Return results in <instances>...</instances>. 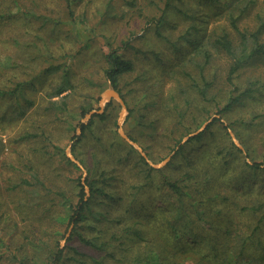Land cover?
Masks as SVG:
<instances>
[{"label": "rangeland", "instance_id": "rangeland-1", "mask_svg": "<svg viewBox=\"0 0 264 264\" xmlns=\"http://www.w3.org/2000/svg\"><path fill=\"white\" fill-rule=\"evenodd\" d=\"M126 1L0 0V92L15 89L13 94L0 93L1 264H19L22 259L26 263L27 255L42 248L36 250L34 247L40 242L48 244V241H55L60 246L78 245L81 250L99 258V250L78 241L77 231L87 230L86 225L91 221L95 223L90 216L85 222L86 227L78 226L67 240L73 229L72 221L69 223L72 210L68 211L66 207L69 198L73 204L80 196L85 200L91 198L89 205L94 213L99 215V208L109 209L110 217L122 221L126 218L147 222V214L165 208L174 214L179 209L178 198L174 200L175 195L160 184L158 176L153 186L148 185L139 192L135 188L145 180L144 171L148 166L162 169L171 179L181 178L186 171L194 173L198 182L202 179L194 186L193 198L190 193L183 194L182 198L196 205L197 211L209 205L203 214L196 216L198 218L189 230L199 237L198 244L191 243L187 248L206 253L213 261L208 264H214L217 253L224 251L226 244L232 245L229 240L235 238L234 222L243 227L252 224L254 216L249 211L238 216L234 202L252 201L255 196L247 197L245 192L256 187L261 191L260 175L264 170H253L246 167L245 162L256 161L264 167V56L249 59L233 78L237 87L233 94L245 89L252 92L229 110L219 113L216 104L219 103L218 108L222 107L232 89L226 81L231 63L229 57L213 51L214 55L205 67L206 77L213 82L208 94L212 99H203L191 81L200 78L202 56H193L187 43H181V49L175 52L166 40L157 38L147 22L157 13L155 3L161 0H135L134 6ZM171 18L176 20V16ZM216 18H208V23L201 27H206L207 32L219 33L224 26L233 38L237 37L224 13L218 20ZM262 19L264 0H255L237 24L240 29L251 32ZM183 23L180 21L172 30L173 41H177L174 37L185 30L186 23ZM195 32L198 33L193 31V34ZM126 39L130 40L132 48L123 47V55L133 59L135 66L120 80L119 88L126 105L123 111L122 104L115 98L101 102L100 96L111 85L103 75L104 53ZM259 41L264 42V28ZM64 76L69 77L70 87L62 93L66 95L65 104L60 101L65 105L62 112L51 107L48 91L62 82ZM52 99L59 100L60 97ZM91 110L101 111L93 114L92 125L82 135L81 124L89 122L91 117L86 120V115ZM213 119L217 121L212 126V133L207 132L199 140L189 143L186 142L190 138L187 139L178 146L177 149L181 145L183 148L172 159L177 145L187 134ZM119 128L134 142L135 145L131 144L133 152H128L119 142L118 137L126 141ZM31 132L38 134L24 136ZM78 135L82 140L74 147ZM229 140L241 149L242 158L237 159L240 169L233 171L237 175L228 171L220 179L216 175L208 177L205 169L211 162H218L222 169L228 165L225 162L229 155L219 149ZM52 145H58L61 151H55ZM173 151L163 165L154 167L149 163L159 164ZM211 152L219 158H210ZM59 153L72 160L71 154L79 162L72 160L81 172L70 163L62 162ZM80 158L90 165L91 175L100 179L96 186H102L109 197L103 192L90 195L86 180L88 170ZM190 162L192 167L188 166ZM32 171L42 183L31 177ZM79 174L81 185L77 183ZM22 179L28 182H22ZM238 191L243 193L241 197L235 194ZM65 196L69 197L66 201ZM121 197L137 198L138 201L130 211L123 213ZM44 203L48 206L47 212L43 210ZM216 209L219 210L217 215L211 216ZM164 224L165 221L155 222L157 230L153 232L147 223L143 228L150 229L152 236L159 232L156 238L159 242L151 243L149 247L162 255V261L170 264L175 256ZM118 226L120 224L115 228ZM210 241L217 248L215 256L207 255L213 248H206ZM186 242L190 239L186 238ZM158 245L168 253L164 255ZM137 247L134 242L110 245L113 255L106 257L104 263L128 264L126 259L136 254ZM142 252L138 250L137 254ZM188 260L187 263L192 262Z\"/></svg>", "mask_w": 264, "mask_h": 264}, {"label": "trees", "instance_id": "trees-1", "mask_svg": "<svg viewBox=\"0 0 264 264\" xmlns=\"http://www.w3.org/2000/svg\"><path fill=\"white\" fill-rule=\"evenodd\" d=\"M126 2H128V4L131 6L136 4L135 0H128ZM254 3L255 0H196L190 2L186 0H161L160 2L155 3L157 6V13L147 20V22L151 24L155 34L157 35V38H163V40H166L170 46L175 48V52H178L181 49V43H187L189 45V50L194 53L193 56L195 54L202 56L204 62L200 67V78H192L191 81L203 99H212L209 98L208 94L213 82L211 79L209 80L206 77L205 67L210 63L214 55L213 51L216 53L223 52L229 57L231 63L226 76V81L232 86V89L230 90V95L227 98V101L222 107L218 108L219 103L216 104L217 112L219 113L229 110L234 104L238 103L244 97V95H249L250 92H252L250 89H245L241 92L233 94V92L237 90V87L234 86L233 78L239 69L242 68L243 64L249 61V59L260 55L264 56V42L259 41V34L264 28V19H262L260 25L251 32L240 29L239 25L237 24L239 19H241L244 13L249 9L250 5ZM223 13L224 17H226V19L229 21V27L236 33L237 37L233 38L224 26H222V30L219 33L207 32L206 27H201L203 26V23H208V18L215 16L217 17L216 20H218V18H220ZM172 15L176 16L175 21L170 20L172 19ZM180 21L186 23L185 30L174 37V39L177 38V41H173V39L170 37V34ZM193 31H197L198 33L195 32L194 34L199 35L195 36ZM123 47L132 48L130 40L126 39L121 42L119 46L115 48L112 47L108 52L104 53L103 59V75L105 80H108L110 84L115 89H117L122 98H124V95L122 90L119 88L121 77L125 76L126 74H130L135 66L133 59L124 57L123 53L125 49L122 51ZM68 81L69 77L64 76L62 82L56 86L52 85V88L50 87L51 89L48 91V97L50 98V104L53 109L56 108L59 111L64 112L65 105H62L60 101L64 102L63 104H65L64 99L66 95L62 93L66 91L68 87H70ZM4 90H1L2 93H0L3 94L5 92H9L13 94V92H15V89L10 88ZM53 97H60V99L55 100L52 99ZM87 108H89V106L85 107V109ZM99 117L102 118L103 116L100 115ZM93 121L92 115L87 124H81L82 135L85 134V130L92 125ZM216 121L217 119H213L211 123L206 125L204 130L197 133V135H194V137L191 136L190 139L188 138L189 141L186 143L199 140L201 135L207 132L212 133V126ZM37 134L38 133L36 132H31L26 133L24 136H37ZM225 134L228 136L227 132H225ZM118 139L119 142L122 143L126 149H128V152L134 151V148L131 144L124 141L120 137H118ZM81 140L82 136L78 135L77 142L74 144V147ZM52 147L55 149V151H61L58 145H52ZM182 148L183 147L181 145L179 149H177L176 153H174L172 156V159L181 152ZM219 151L225 152V155H229L230 158L225 162V164L228 165L222 169L221 166L217 164L218 162H209V166L205 169L206 174H208L207 176L211 177L216 175V178L220 179L223 177L222 174L226 175L228 171H232L233 176H236L237 174H235L233 171H238L240 169V167L237 168V166H239L237 165L239 164L237 159L238 157L239 159L242 158L241 149L236 146L234 142L229 140L225 145L220 147ZM58 156L60 159L63 158L62 162H66L68 164L70 163L73 165V167L79 170L78 165L72 160L65 157L64 155H61L60 153ZM211 156L219 158L218 154H212V152L210 153V158ZM201 158L203 159L202 156ZM141 159H143V157H141ZM233 159L236 160L232 162ZM80 161L88 170L86 180L90 188V195L93 196L98 192H103L105 196L109 197V193L104 191L102 186H96V181L100 179H96L91 175L92 169L90 165H86L87 162L84 159L80 158ZM188 166L192 167L191 162L188 164ZM245 166L251 167L253 170H264V167H262L260 163H257L256 161H254V163L245 162ZM144 172L145 180L136 185L135 188H137L139 192L145 190L148 185L153 186L155 177L157 178L158 176L160 184L167 187L171 193L175 195L174 200H177L178 198L177 203L179 209L174 212V214H171V211L165 208L164 210L162 209L161 211L147 214L145 216L147 222L136 219L129 220L126 218L122 221L121 218H116L113 216L110 217L111 210L109 209L99 208V215L94 213L89 205L91 198L85 200L80 196L79 201L73 204L71 199L65 196V201L69 198V201H66V207L68 211L72 210L69 216V223L70 221L73 223V229L69 236L70 238L68 237L67 240L71 239L72 234L75 233V229L78 226L80 227L81 225L82 228L87 226V230H81V232L77 231L78 241L90 249L99 250L101 254L100 257L98 258L90 252L81 250L78 245L70 244L60 246V244L56 243L55 241H53V243L48 241V244H43L40 242V245H34V249L36 250L40 247L42 248L39 251L27 255L28 257L26 258V263H24V260L22 259L21 263L19 264H84L87 261H94L95 264H105L104 261H106V257H111L113 255L109 249L110 245L115 246L117 243H124V245H126L129 242L137 243L138 247L136 254L130 259H126V262H129L128 264H152V259L155 260L154 264H167L166 260L162 261V255L158 251L154 250L152 247H149L151 243L156 241L159 242L156 239L158 238L157 233L159 232H157L154 236H152L150 232L151 230L152 232L157 230L154 224L158 221L161 223L165 221L164 226H166L165 229L167 230L169 239L171 240V251L174 253L175 258L170 264H208L213 262L210 261V258L206 257V253L201 254L195 249H187L191 243H193L192 245L198 244L199 237L189 230H191L192 223L196 220V218H198L196 216L203 214L205 211L204 209L209 207V205H206L204 209L197 211L196 205H193V203L191 204V201L188 202L187 200L183 199L182 196L183 194L190 193L189 195L192 196L191 198H193V192L195 191L194 186L202 182V179H199L198 182L196 175L189 171H186L181 178L171 179L163 172L162 169H155L151 166H148ZM30 175L37 183H42L36 172L32 171ZM78 176L79 178L77 183L78 185H81V174ZM260 176L261 191L257 187L252 191L245 190L247 197L255 196L253 197V200L243 201L246 203H237L236 201L234 202V210L238 216L242 215L245 211L247 213L249 211V214L251 213L254 216L251 222L252 224L249 227L245 225L243 227V225L240 223H233L232 232L235 238L233 240H229L232 241V245L226 244L224 251H219L217 253V260L214 262V264H264V173ZM22 182L28 181L27 179H22ZM131 187L133 188V186ZM197 188H200V186L197 185ZM235 194L238 197L243 195V193H240V191L236 192ZM121 199L124 200L121 204L123 213L130 211L133 205H136V202L138 201L137 198L131 199L129 197L126 199L121 197ZM197 203L201 204V202ZM43 210L44 212L48 211V206L45 203ZM218 212L219 210L216 209L213 213H211V216H216ZM88 216H90L91 220H94L95 223L92 224L91 221L85 226ZM145 223L151 226V230L143 228ZM116 224H120V226L115 228ZM184 232H186V234ZM187 235H190V238ZM130 238L132 239L130 240ZM186 238L190 239L189 243L186 242ZM0 239L2 238L0 237ZM201 240L202 239L200 238V241ZM214 246L215 243L213 241L206 243V248L213 247L211 250L212 252L207 253L208 256H210V254L211 256L216 255L214 250H217V248ZM159 247L162 248V246ZM138 250L143 252L137 254ZM162 251L164 252V255L165 253H168V250L163 248ZM188 259H191L192 262L187 263V261H189ZM2 260L3 258L0 257V264Z\"/></svg>", "mask_w": 264, "mask_h": 264}, {"label": "water", "instance_id": "water-1", "mask_svg": "<svg viewBox=\"0 0 264 264\" xmlns=\"http://www.w3.org/2000/svg\"><path fill=\"white\" fill-rule=\"evenodd\" d=\"M111 98H115L116 100H118L121 104H122V107H123V111L125 110V108H126V105H125V102H124V100H123V98L121 97V95H120V93L117 91V89H115L112 85H109L108 86V88L104 91V92H102V94H101V96H100V100H101V102L103 101V100H109V99H111ZM101 111V110H100ZM99 110L98 111H96V110H91V111H89L88 113H87V115H86V120H88L95 112H100ZM207 123L208 122H205L203 125H202V127L200 128V129H198V130H196V131H194V132H191V133H189V134H187L181 141H180V143L177 145V147H176V149L178 148V146L181 144V143H183V142H185L188 138H190L191 136H194V135H196L197 133H199L200 131H202L204 128H205V126L207 125ZM119 133H120V135L128 142V143H130V144H132V145H135L134 144V142L133 141H131L130 140V138L127 136V134L124 132V130L122 129V128H119ZM237 143V142H236ZM139 148V147H138ZM139 150L141 151V148H139ZM174 153V151L169 155V156H167L161 163H159V164H154V163H152V162H149L152 166H154V167H159V166H161V165H163L164 163H166L169 159H170V157H171V155ZM142 154L145 156V154L142 152ZM70 158L72 159V160H74V161H76L77 162V160L70 154ZM77 163H79V162H77Z\"/></svg>", "mask_w": 264, "mask_h": 264}, {"label": "bare ground", "instance_id": "bare-ground-1", "mask_svg": "<svg viewBox=\"0 0 264 264\" xmlns=\"http://www.w3.org/2000/svg\"><path fill=\"white\" fill-rule=\"evenodd\" d=\"M124 114V113H123Z\"/></svg>", "mask_w": 264, "mask_h": 264}]
</instances>
